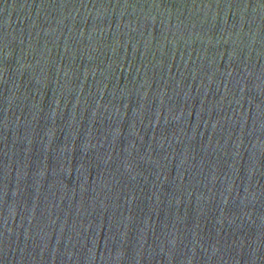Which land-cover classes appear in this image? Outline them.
I'll return each mask as SVG.
<instances>
[{
  "label": "water",
  "instance_id": "95a60500",
  "mask_svg": "<svg viewBox=\"0 0 264 264\" xmlns=\"http://www.w3.org/2000/svg\"><path fill=\"white\" fill-rule=\"evenodd\" d=\"M0 264H264V0H0Z\"/></svg>",
  "mask_w": 264,
  "mask_h": 264
}]
</instances>
